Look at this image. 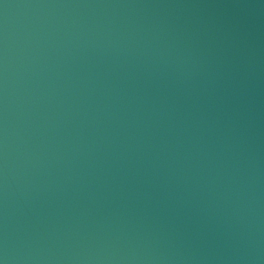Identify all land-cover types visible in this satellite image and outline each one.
<instances>
[{
	"label": "water",
	"instance_id": "water-1",
	"mask_svg": "<svg viewBox=\"0 0 264 264\" xmlns=\"http://www.w3.org/2000/svg\"><path fill=\"white\" fill-rule=\"evenodd\" d=\"M3 264H264V0H0Z\"/></svg>",
	"mask_w": 264,
	"mask_h": 264
},
{
	"label": "clouds",
	"instance_id": "clouds-1",
	"mask_svg": "<svg viewBox=\"0 0 264 264\" xmlns=\"http://www.w3.org/2000/svg\"><path fill=\"white\" fill-rule=\"evenodd\" d=\"M0 264H3V261H0Z\"/></svg>",
	"mask_w": 264,
	"mask_h": 264
}]
</instances>
